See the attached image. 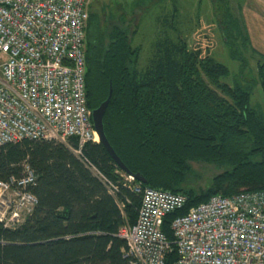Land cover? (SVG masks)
Wrapping results in <instances>:
<instances>
[{"label":"trees","instance_id":"1","mask_svg":"<svg viewBox=\"0 0 264 264\" xmlns=\"http://www.w3.org/2000/svg\"><path fill=\"white\" fill-rule=\"evenodd\" d=\"M159 1L141 0V5L150 8ZM90 9L85 44L88 107H99L112 85L105 133L128 173L102 143L86 144L83 154L120 183L125 216L102 182L65 145L47 140L7 144L0 148V181L21 177L24 164H29L37 176L32 192L38 204L19 228L0 223V264H130L118 232L125 222H137L142 195L123 187L121 173L142 175L144 188L187 197L185 207L164 220L169 240L171 223L190 208L216 195L264 190V118L250 107L251 87L222 83L230 76L226 65L211 55L200 59L187 38L173 40L166 28L150 65L138 71L134 13L128 22L117 23L112 14L104 19ZM221 15L228 40L234 24ZM171 22L175 29L173 16ZM243 32L240 38L244 35L243 43L249 45ZM260 70L264 77V66ZM201 164L219 169L203 187L196 183L195 166ZM176 260L174 250L166 264Z\"/></svg>","mask_w":264,"mask_h":264},{"label":"built area","instance_id":"2","mask_svg":"<svg viewBox=\"0 0 264 264\" xmlns=\"http://www.w3.org/2000/svg\"><path fill=\"white\" fill-rule=\"evenodd\" d=\"M90 0H0V148L23 140L65 145L106 188L123 216L121 185L86 159V144H99L86 90V27ZM207 35L197 36L206 55ZM23 175L0 181V223L15 230L38 204L32 192L37 176L29 164ZM123 187L142 195L135 224L125 222L118 236L130 264H264V190L230 197L216 195L171 223L173 240L163 232L165 218L185 207L181 193L144 188L121 173Z\"/></svg>","mask_w":264,"mask_h":264},{"label":"rangeland","instance_id":"3","mask_svg":"<svg viewBox=\"0 0 264 264\" xmlns=\"http://www.w3.org/2000/svg\"><path fill=\"white\" fill-rule=\"evenodd\" d=\"M142 3L141 0H90L89 9L99 12L104 19L112 14L117 23L121 19L128 22L134 13L133 25L134 28L137 26V32L133 37V46L140 48L138 71H144L150 65L155 54V44L165 28L173 40H177L179 36L187 38L192 51L199 48L197 36L207 35L213 46L209 47L206 43V55L201 57L200 51V59L211 55L229 68L230 76L222 79V83L231 86L240 83L251 87L250 107L260 112L264 118V77L260 70L264 66V58L255 55L250 43H243L244 35L240 38V32L242 35L245 31L242 13L247 0H161L150 8L146 7L147 4L141 5ZM220 13L234 24L232 32H227L228 40L220 24ZM172 16L175 29L170 27ZM195 168L198 172L196 183L200 187L205 185L207 177L219 172L214 165L201 164Z\"/></svg>","mask_w":264,"mask_h":264},{"label":"crops","instance_id":"4","mask_svg":"<svg viewBox=\"0 0 264 264\" xmlns=\"http://www.w3.org/2000/svg\"><path fill=\"white\" fill-rule=\"evenodd\" d=\"M242 21L248 44L256 54L264 58V0H247Z\"/></svg>","mask_w":264,"mask_h":264},{"label":"water","instance_id":"5","mask_svg":"<svg viewBox=\"0 0 264 264\" xmlns=\"http://www.w3.org/2000/svg\"><path fill=\"white\" fill-rule=\"evenodd\" d=\"M112 96H113V87L112 85H110L108 98L103 103H101L99 107L92 110V118H93L94 126L100 138V143H102V145L105 147V149L110 154L116 165L124 172L128 173V169L126 165L123 163V161L115 152L114 148L111 146L105 133L104 117L107 112L108 106L111 102ZM133 176L138 182L144 185L147 184V180L142 175L137 174Z\"/></svg>","mask_w":264,"mask_h":264}]
</instances>
